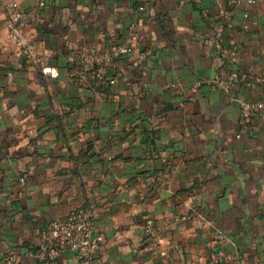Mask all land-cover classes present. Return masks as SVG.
Listing matches in <instances>:
<instances>
[{"label": "crops", "instance_id": "obj_1", "mask_svg": "<svg viewBox=\"0 0 264 264\" xmlns=\"http://www.w3.org/2000/svg\"><path fill=\"white\" fill-rule=\"evenodd\" d=\"M9 1L38 63L5 47ZM254 1L246 19L244 8L218 18L213 0H0V264H78L45 258L40 235L79 208L102 224L99 264H210L220 250L219 264H264V122H240L241 103L264 100ZM133 23L149 50L141 67L135 51L114 65L116 85L76 83L79 49L112 51ZM220 49H239L238 62ZM232 70L250 78L211 87ZM148 217L165 256L143 251Z\"/></svg>", "mask_w": 264, "mask_h": 264}, {"label": "built area", "instance_id": "obj_2", "mask_svg": "<svg viewBox=\"0 0 264 264\" xmlns=\"http://www.w3.org/2000/svg\"><path fill=\"white\" fill-rule=\"evenodd\" d=\"M213 2L218 9V18L227 17L230 8H244L245 18L250 19L251 13L247 9L255 1L213 0ZM40 4L43 5L44 2L41 1ZM3 9L7 17L8 31L5 47L27 61L38 63L40 54L36 44V36L27 31V24L19 5L14 1H9L4 4ZM249 27V23L243 25V29ZM144 43L145 35L142 32V27L133 23L130 25V33L126 39L112 51L102 52L92 46L79 49L75 56L77 64L76 83L80 84V82L91 78L95 80L96 85L101 87L116 85L124 72L122 69L115 68L114 65L120 58L127 57L137 51L138 56L133 60L132 66L141 67L149 55V50L144 47ZM219 53L227 57L232 67L239 60L240 50L220 49ZM248 78L250 76L247 73L232 70L227 82L218 76L209 84L213 88L229 89L233 83L244 82ZM198 84L201 85V82ZM257 119H262L264 122V100L241 103V124L247 125ZM183 218L186 217L183 216ZM144 236V252L153 256L166 255L162 249L159 226L153 218L148 217L146 219ZM215 240L220 244H225L226 237L218 235ZM40 243L41 254L49 260H56L65 253H71L76 257L78 264H99L104 236L93 211L88 208H79L64 218L49 221L41 231ZM224 258L225 252L220 250L210 264H219ZM5 263L15 264V257L7 255Z\"/></svg>", "mask_w": 264, "mask_h": 264}, {"label": "trees", "instance_id": "obj_3", "mask_svg": "<svg viewBox=\"0 0 264 264\" xmlns=\"http://www.w3.org/2000/svg\"><path fill=\"white\" fill-rule=\"evenodd\" d=\"M95 217H96V215H95ZM96 221H97V223H98L99 225H102L101 222L98 220L97 217H96Z\"/></svg>", "mask_w": 264, "mask_h": 264}]
</instances>
